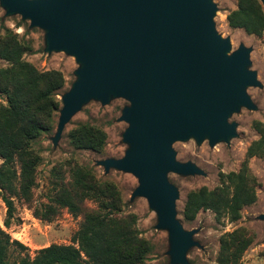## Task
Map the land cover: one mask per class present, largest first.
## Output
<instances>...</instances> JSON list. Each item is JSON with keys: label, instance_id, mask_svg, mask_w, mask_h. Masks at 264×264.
Listing matches in <instances>:
<instances>
[{"label": "water", "instance_id": "1", "mask_svg": "<svg viewBox=\"0 0 264 264\" xmlns=\"http://www.w3.org/2000/svg\"><path fill=\"white\" fill-rule=\"evenodd\" d=\"M264 11V0H258ZM6 15L19 14L30 27L46 30L45 51L65 49L81 62L71 89L61 97L59 136L89 100L123 98L130 106L121 159L99 164L132 173L139 186L132 197L147 198L166 229L171 264H187L192 233L175 218V187L167 173L201 172L174 160L170 145L189 134L210 144L235 135L227 120L239 106L255 107L244 93L256 85L245 68L248 51L227 56L230 44L215 34V6L209 0H0ZM264 220V216L260 217Z\"/></svg>", "mask_w": 264, "mask_h": 264}, {"label": "rangeland", "instance_id": "2", "mask_svg": "<svg viewBox=\"0 0 264 264\" xmlns=\"http://www.w3.org/2000/svg\"><path fill=\"white\" fill-rule=\"evenodd\" d=\"M215 6L212 23L215 34L221 39H227L231 56L240 48L248 51V72L255 75L256 85L244 88L245 95L255 107L249 110L239 106L236 112L228 117V124L233 125L235 135L227 142L219 140L210 144L207 137L198 140L189 134L185 140H176L170 148L174 160L180 164H189L199 170L200 174L180 175L167 173L168 181L176 189L175 218L179 221L185 233H192L189 246L185 253L187 264H217L219 238L242 228L253 237L252 244L240 258L239 264H264V160L252 158L248 161L250 174L255 178L256 202L241 211V217L236 222L226 219L217 221L213 212L200 211L193 222H185L182 209L186 195L202 187L212 190L222 185L221 176L238 172L245 158L248 146L259 139L253 124L264 125V32L261 37L246 35L242 30L231 29L226 22L229 12L236 9L237 0H209ZM7 30L17 36L19 42L31 46L33 53L23 56V60L34 66L38 71L56 70L64 78V87L59 91L57 99L62 107L61 97L66 94L76 81L75 72L82 67L76 57L65 49L45 51L46 30L40 27H30L29 20H23L19 14L6 15V10L0 5V36ZM8 63L0 60V69L8 67ZM6 100L0 95V105ZM130 104L123 98L109 97L107 104L91 99L77 111L65 124L61 134L57 136V124L60 113L54 117L53 130L41 136L34 144V150L40 155L41 163L36 170V187L33 190V204H46L53 195L55 185L62 181L70 183V167L77 165L90 170L99 182L112 184L120 194L122 201L121 214L133 215L136 218L135 228L139 237L152 246L145 264H171V244L166 229L156 227L157 211L151 207L147 198L141 195L132 197L139 186L138 178L132 173L110 168L107 172L99 163L107 159H121L130 149L123 140V134L128 123L120 120L124 108ZM79 124H87L102 130L106 134L105 146L101 153L75 150L68 140V132ZM0 160V164H1ZM16 213L9 228L3 227L5 207L0 200V228L9 235L11 240L20 242L28 248L29 257L34 252L51 244L70 245L73 234L77 231L81 217L74 218L66 210H61L58 217L51 223L41 222L32 216L21 202L14 201ZM88 210H95L96 205L85 202ZM10 259L19 258L16 252H11Z\"/></svg>", "mask_w": 264, "mask_h": 264}, {"label": "trees", "instance_id": "3", "mask_svg": "<svg viewBox=\"0 0 264 264\" xmlns=\"http://www.w3.org/2000/svg\"><path fill=\"white\" fill-rule=\"evenodd\" d=\"M229 28L246 35L261 37L264 32V11L258 0H237L236 9L226 16ZM33 50L27 43L7 30L0 36V60L7 62L0 69V95L6 100L0 105V200L5 207L3 227L14 220V201L21 202L32 216L46 223L54 221L61 210L74 218L81 217L70 245L51 244L29 257L28 248L11 240L0 228V264H145L152 251L151 244L139 237L133 215L121 214L122 201L116 188L99 182L93 173L77 165L70 167L71 180L55 185L46 204H33L36 170L41 163L33 144L53 130L54 117L59 112V91L64 78L56 70L38 71L23 60ZM259 139L245 153L238 172L221 176L222 185L212 190L200 188L186 195L182 209L185 222H193L200 211H211L217 221L236 222L243 208L256 202L257 182L250 174L248 161L264 160V125L255 122ZM69 144L75 150L101 153L106 134L93 126L79 124L68 132ZM96 205L88 210L85 202ZM253 237L242 228L224 233L219 238L217 264H239L252 244ZM11 252L19 256L10 259Z\"/></svg>", "mask_w": 264, "mask_h": 264}]
</instances>
